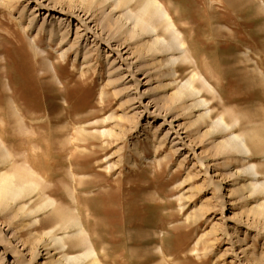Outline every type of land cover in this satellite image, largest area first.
<instances>
[{"label":"rangeland","instance_id":"rangeland-1","mask_svg":"<svg viewBox=\"0 0 264 264\" xmlns=\"http://www.w3.org/2000/svg\"><path fill=\"white\" fill-rule=\"evenodd\" d=\"M139 1L0 0V181L38 183L0 196V264H264V0H157L174 64Z\"/></svg>","mask_w":264,"mask_h":264},{"label":"bare ground","instance_id":"bare-ground-1","mask_svg":"<svg viewBox=\"0 0 264 264\" xmlns=\"http://www.w3.org/2000/svg\"><path fill=\"white\" fill-rule=\"evenodd\" d=\"M120 1L121 0H112V2H113V10L114 9H117L119 6H120ZM131 1H134V0H125V2H127V3H129V2H131ZM139 1V0H138ZM108 2V1H107ZM123 2V1H122ZM140 2V3H139ZM137 4V6H139V9L137 10L136 9V14L135 13H133V14H135L134 15V18L132 19V21L131 22H133L132 24L134 25V27H136L137 25H139L140 26V30H144L145 31V33L144 34H157V24L155 23V22H162L163 23V27H165L167 30H169L170 31V33L169 34H171V38L172 39H170V41H166V40H164V38L163 39H161V38H157L156 37V41H158V42H161L162 43V46H161V48H163L165 51H167V52H174V51H178L179 52V56H172L171 55V57H170V60H171V63L172 64H174L175 62H178V61H181V57H182V59L184 60L185 59V57H184V53H185V50H184V48L182 49V42H180L178 39H177V37L175 36V34H176V32H175V30L173 29V26H172V22L168 19L169 17H168V15L166 14V12H165V10L162 8V5L161 4H159V2L157 1V0H142V1H139ZM124 3V2H123ZM128 5V4H127ZM101 7V6H100ZM121 8V7H120ZM129 10V9H128ZM126 12H129V11H126ZM130 14L132 15V12H130ZM129 14V15H130ZM31 24H32V22H31ZM28 26V25H27ZM26 26V27H27ZM121 28V27H120ZM137 28V27H136ZM20 30V29H19ZM29 30V29H28ZM38 30H40V29H38ZM136 31L138 30V29H135ZM135 30L134 29H131V30H129L128 29V31L131 33H133V35H134V33H135ZM27 31V30H26ZM37 32H39V31H37ZM36 32V33H37ZM53 32V31H52ZM51 32V33H52ZM55 32V31H54ZM137 33V32H136ZM49 34V33H48ZM57 34V33H56ZM154 35V36H155ZM179 35V34H178ZM49 36V35H48ZM57 36V35H56ZM131 36V35H130ZM157 36V35H156ZM63 37V36H62ZM135 37V36H134ZM52 38V39H51ZM59 39H62V38H59ZM12 40V39H11ZM49 40V39H48ZM15 41H20V39H19V33H18V31L17 32H15ZM50 41L51 42H54V41H56V39H55V34H53L52 36L50 35ZM65 41V40H64ZM60 42H62V41H60ZM59 42V43H60ZM159 44V43H158ZM35 45H37V41L35 40V41H33L32 42V53L34 54V52L36 51V47L37 46H35ZM58 45H60V44H58ZM118 47H120L121 45H117ZM38 48V47H37ZM160 48V47H159ZM160 48V49H161ZM162 49V50H163ZM38 50V49H37ZM159 50V49H158ZM40 51V50H39ZM37 52V51H36ZM77 53V52H76ZM61 54V57H65L64 56V54H63V52H61L60 53ZM184 57V58H183ZM85 58V57H84ZM194 79V78H193ZM192 83H191V81H190V78L189 79H187L186 80V82L184 83V86L186 85L187 87L189 86L190 88V93L191 94H198L199 93V91L198 90H196V89H193L192 90V85H191ZM182 92V91H181ZM184 92H186V91H184ZM182 94V93H181ZM188 97V96H187ZM198 100V99H197ZM13 107H14V109H15V111H16V113H19V120H21V115L22 114H20V113H22L21 111H23V110H25V106H24V104H22V103H18V101H17V99L15 98V99H13ZM197 104L198 105H206V101H205V99H200V100H198L197 101ZM205 113V112H204ZM218 121H222V118L220 117L219 119H218ZM23 122V121H22ZM222 123V122H221ZM222 124H224V129H230L231 127L230 126H228L225 122L224 123H222ZM229 139H230V142L228 143V146H226V149L227 150H230V151H237V153L238 152H242V153H246L247 152V154L250 152V150H249V147L246 145V140H245V138L244 137H242V136H237V135H231V136H229ZM3 139H2V137L0 136V144H2L3 143V141H2ZM224 145V144H223ZM248 147V148H247ZM2 148L5 150V153H3L2 154V159H6L8 156H9V152H7V150L5 149V147H3L2 146ZM246 154V155H247ZM0 157V158H1ZM2 161V160H1ZM4 161V160H3ZM255 166H251V168H253L252 170L254 171L255 170V168H254ZM21 168V167H20ZM19 168V169H20ZM21 170H22V168H21ZM31 169H29V173H31L32 175H34L32 172V170L30 171ZM13 172H15V170L13 171ZM16 172H17V170H16ZM25 172V171H24ZM28 172V171H27ZM17 174V173H16ZM24 174V173H23ZM256 174H257V172L256 171H254V173H253V178H255L256 177ZM18 175H21L20 173L18 174ZM23 176V175H22ZM25 177H26V175H24ZM14 177V176H13ZM19 176H15V178L18 180V182H19V184H21V186H19V184H17L16 183V185H18V187H15L14 186V182L12 181V174H11V176L10 175H6L5 176V178L3 177V180H1L0 181V196L1 197H3V198H11V199H13V200H17L16 198H19V195H21L26 189H35L36 187H37V185H38V183L35 181V179H34V177H33V180L34 181H32V180H28L27 179V177L29 178V176H28V174H27V177L25 178V177H23V178H21V179H27L28 181L26 182V184H25V186H22L23 185V182L24 181H26V180H21V182H20V177L18 178ZM14 178V179H15ZM16 179H15V181H16ZM31 179V178H30ZM14 184H13V183ZM257 182V181H256ZM25 183V182H24ZM259 183V182H258ZM257 185V184H256ZM259 185V184H258ZM260 186V185H259ZM26 188V189H25ZM259 189H260V187H259ZM35 191V190H34ZM25 193V192H24ZM46 195V194H45ZM26 196V195H25ZM47 199V198H46ZM49 199H51V198H49ZM9 202V201H8ZM46 202V201H45ZM44 202V203H45ZM48 204H50L51 206L52 205H54V202H52V201H50V200H48V202H47V206H48ZM56 204V203H55ZM46 205V204H45ZM41 207V206H40ZM36 208L35 210H32V211H29L31 214H34V212H38L40 209H42V208ZM56 207V206H55ZM30 214V215H31ZM61 214V213H60ZM68 215H69V213H68ZM61 216V215H60ZM64 216V215H63ZM67 216V215H66ZM74 218V217H73ZM72 218V216H68V217H66V218H64L65 220H63L62 222H63V229L67 232V230L66 229H75L74 230V239L75 240H77V242H79V246H83L85 249V251L83 252V253H81V254H78V255H75V256H71V255H67V254H65L64 255V258H65V260L66 261H68V260H74V259H80V258H83V257H89V256H91L94 252V250L92 251V248H91V245H90V243H89V241L87 240V238H86V235H85V233L84 232H86V231H84L83 229H82V227H81V225H80V222H78V220L77 219H73ZM84 228V227H83ZM51 231V230H50ZM50 231H49V233H50ZM84 231V232H83ZM52 232V231H51ZM88 233V232H87ZM65 234V233H64ZM72 234V233H71ZM71 234H68V233H66L64 236H61V237H58V236H55V235H51V240L56 244H59L60 245V247L63 249L65 246H66V243L63 241V239H64V237H66L65 239H67L68 238V240H69V238L71 239V237H73V235H71ZM89 237V236H88ZM75 242V241H74ZM91 242V241H90ZM75 245H76V243H75ZM78 245V244H77ZM56 246V245H55ZM67 247V246H66ZM93 247V246H92ZM90 259H92V258H90ZM92 262L94 263V264H98V262L96 261V259H92ZM92 263V264H93Z\"/></svg>","mask_w":264,"mask_h":264}]
</instances>
